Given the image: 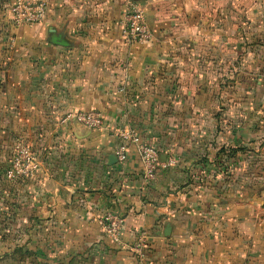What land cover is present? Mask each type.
I'll return each instance as SVG.
<instances>
[{"label": "crops", "instance_id": "crops-1", "mask_svg": "<svg viewBox=\"0 0 264 264\" xmlns=\"http://www.w3.org/2000/svg\"><path fill=\"white\" fill-rule=\"evenodd\" d=\"M0 0V264H264V0H47L13 25ZM99 110L104 128L73 117ZM124 126L161 161L146 183ZM40 160L5 176L16 143ZM120 218L116 239L97 223ZM139 243H144L140 259Z\"/></svg>", "mask_w": 264, "mask_h": 264}, {"label": "built area", "instance_id": "built-area-1", "mask_svg": "<svg viewBox=\"0 0 264 264\" xmlns=\"http://www.w3.org/2000/svg\"><path fill=\"white\" fill-rule=\"evenodd\" d=\"M121 12L118 19L119 32L127 44H138L149 42L153 37L152 29L149 27L145 17V9L138 0H121ZM47 0H12L10 4V14L13 25L37 24L45 20L47 16ZM73 117L90 128H104L103 115L99 110H80L73 114ZM264 119V111L262 112ZM118 136L121 139L120 144L115 150L117 160L122 162L128 155L130 145H133L139 155L142 163V178L146 183L155 177L156 169L160 166L166 167L172 165L174 160L168 156L165 161H161L159 151L142 140L133 128L124 126L118 130ZM40 160L32 152L30 146L18 142L15 144L12 155L8 161L5 170V176L9 180L18 178H29L39 170ZM97 223L101 229L113 239L119 231L120 218L111 211L105 210ZM136 248L141 260L145 258L142 252L144 243H139Z\"/></svg>", "mask_w": 264, "mask_h": 264}]
</instances>
